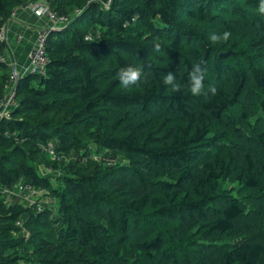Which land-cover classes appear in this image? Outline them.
Masks as SVG:
<instances>
[{
	"label": "trees",
	"instance_id": "obj_1",
	"mask_svg": "<svg viewBox=\"0 0 264 264\" xmlns=\"http://www.w3.org/2000/svg\"><path fill=\"white\" fill-rule=\"evenodd\" d=\"M36 1L72 20L0 120V264H264L260 0H0V30ZM129 67L141 77L124 87ZM23 182L44 191L35 205L3 199Z\"/></svg>",
	"mask_w": 264,
	"mask_h": 264
},
{
	"label": "built area",
	"instance_id": "obj_2",
	"mask_svg": "<svg viewBox=\"0 0 264 264\" xmlns=\"http://www.w3.org/2000/svg\"><path fill=\"white\" fill-rule=\"evenodd\" d=\"M112 4V0L105 3L104 7L106 9H110V6ZM24 10H30L34 13V15L38 18H45L48 21H50L53 26L50 29H40L37 32V39L34 47L31 49L29 53V60H30V72L29 74L33 75H45L46 74V68L49 64V57L46 51L49 32L51 30L60 29L64 26H66L68 23L71 22L72 17L71 16H61L53 11L51 8V4L48 1H36L29 4L22 5L20 7ZM87 40H92V36H88ZM7 41V26L3 27L0 30V49L3 48L4 45H6ZM2 62L7 63V58L5 55L2 57ZM8 64V63H7ZM18 76L16 73H12L10 80L8 81L10 86L6 90L5 94H0V120L3 117H9L11 111L17 107V102L15 100V86L17 82ZM43 152L51 158L53 161H59V156L57 155L55 151V142L51 141L44 145L42 147ZM90 156H85L83 159L80 160L81 163H86L87 159ZM97 159V157H94ZM105 158V161L109 165H115L117 163V159L114 157H103ZM16 189H19L20 196L22 199L27 200L30 196L37 197L38 195H41L44 193L42 189H33L28 184H25L24 182L21 183L19 186H15L12 188L2 187L1 192L3 193V199L5 201H11L12 194ZM36 201L31 200L29 201L28 205H35Z\"/></svg>",
	"mask_w": 264,
	"mask_h": 264
},
{
	"label": "crops",
	"instance_id": "obj_3",
	"mask_svg": "<svg viewBox=\"0 0 264 264\" xmlns=\"http://www.w3.org/2000/svg\"><path fill=\"white\" fill-rule=\"evenodd\" d=\"M52 26L53 24L50 21L45 18L36 17L30 10L21 8L16 10L13 18L7 25V41L3 50L9 65L8 73H16L19 78L29 75V53L36 43L37 32L40 29H50ZM2 74L3 71L0 70V75ZM7 85L8 89L10 86L9 82ZM34 199L35 197L32 196L27 200L22 199L19 189H16L12 194L11 201L28 205L29 201ZM42 200L45 203L52 202L48 197H44Z\"/></svg>",
	"mask_w": 264,
	"mask_h": 264
},
{
	"label": "clouds",
	"instance_id": "obj_4",
	"mask_svg": "<svg viewBox=\"0 0 264 264\" xmlns=\"http://www.w3.org/2000/svg\"><path fill=\"white\" fill-rule=\"evenodd\" d=\"M259 13L264 14V0H260ZM231 33L225 32L223 34V39L227 41L230 37ZM210 39L215 43L220 40V37L216 34H213ZM141 72L138 69L134 68H122L118 73V79L121 81V84L124 87H128L132 84H137L140 81ZM204 74L203 70L199 63L194 64L193 70L190 74V80H189V88L190 92L193 96H198L203 92L204 84H203ZM163 83L165 85H171V90L173 92H180L182 88L185 86L176 82L175 74L172 72H168L163 77ZM212 93L215 94L216 89L213 87L211 89Z\"/></svg>",
	"mask_w": 264,
	"mask_h": 264
},
{
	"label": "water",
	"instance_id": "obj_5",
	"mask_svg": "<svg viewBox=\"0 0 264 264\" xmlns=\"http://www.w3.org/2000/svg\"><path fill=\"white\" fill-rule=\"evenodd\" d=\"M230 55V53H228V54H225V56L227 57V56H229Z\"/></svg>",
	"mask_w": 264,
	"mask_h": 264
},
{
	"label": "rangeland",
	"instance_id": "obj_6",
	"mask_svg": "<svg viewBox=\"0 0 264 264\" xmlns=\"http://www.w3.org/2000/svg\"><path fill=\"white\" fill-rule=\"evenodd\" d=\"M45 171V170H44Z\"/></svg>",
	"mask_w": 264,
	"mask_h": 264
}]
</instances>
